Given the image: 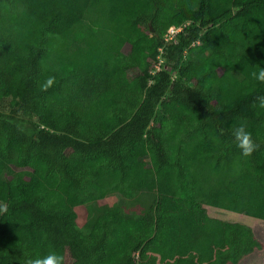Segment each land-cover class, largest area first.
I'll return each instance as SVG.
<instances>
[{
  "label": "trees",
  "instance_id": "1",
  "mask_svg": "<svg viewBox=\"0 0 264 264\" xmlns=\"http://www.w3.org/2000/svg\"><path fill=\"white\" fill-rule=\"evenodd\" d=\"M260 68L264 0H0V264L53 251L199 264L151 253L179 219L163 197L199 225L207 208L264 221ZM241 122L260 145L250 157L234 143ZM221 230L204 264L263 248L250 226Z\"/></svg>",
  "mask_w": 264,
  "mask_h": 264
},
{
  "label": "rangeland",
  "instance_id": "2",
  "mask_svg": "<svg viewBox=\"0 0 264 264\" xmlns=\"http://www.w3.org/2000/svg\"><path fill=\"white\" fill-rule=\"evenodd\" d=\"M175 35L170 34L167 38L175 37ZM162 200L171 212L179 214V219L174 223H166L162 231L164 245L151 248V253L156 255L161 263L187 256L190 253L197 255L199 264L208 262L212 259L215 250L223 247L221 241L222 224L230 222L250 226L256 238L263 245L261 250H256L240 264H264V221L234 212L207 208L208 217L199 225L196 223L194 213L187 211L169 197H163ZM117 201L115 197H110L102 201L101 204L111 205ZM120 202L124 203V201ZM75 212L78 215V225L83 227L87 219L85 207H78Z\"/></svg>",
  "mask_w": 264,
  "mask_h": 264
},
{
  "label": "clouds",
  "instance_id": "3",
  "mask_svg": "<svg viewBox=\"0 0 264 264\" xmlns=\"http://www.w3.org/2000/svg\"><path fill=\"white\" fill-rule=\"evenodd\" d=\"M252 76L260 83H264V68H260L258 72H253ZM55 83V77L50 76L44 84L41 85L42 91H47ZM259 107L264 109V95L257 96L253 102V107ZM233 138L235 145L241 150V154L244 157H250L254 152L258 151L260 145L257 144L253 138L251 132L246 128V122H241L233 130ZM25 264H65V257L55 251L48 253L43 257L29 258L25 261Z\"/></svg>",
  "mask_w": 264,
  "mask_h": 264
},
{
  "label": "built area",
  "instance_id": "4",
  "mask_svg": "<svg viewBox=\"0 0 264 264\" xmlns=\"http://www.w3.org/2000/svg\"><path fill=\"white\" fill-rule=\"evenodd\" d=\"M180 30H181V29H177V30H176L175 28H171L169 32H170V34H176V33H178ZM167 39H170V38H167Z\"/></svg>",
  "mask_w": 264,
  "mask_h": 264
}]
</instances>
